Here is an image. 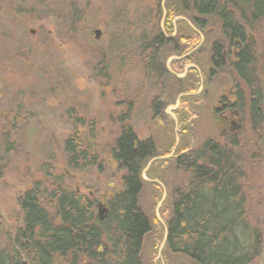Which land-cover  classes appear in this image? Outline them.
Returning a JSON list of instances; mask_svg holds the SVG:
<instances>
[{"label":"rangeland","instance_id":"374dc122","mask_svg":"<svg viewBox=\"0 0 264 264\" xmlns=\"http://www.w3.org/2000/svg\"><path fill=\"white\" fill-rule=\"evenodd\" d=\"M60 1L72 18L74 12L79 16L67 29L37 21L36 7L29 10L35 0H0V241L7 237V228L14 232L21 223L19 195L36 181L53 180L55 174L70 190L95 201L99 215V204L106 206L121 176L110 148L125 123L139 138L150 137L161 145L172 137L190 146L207 138L237 143L236 149L248 159L242 180L248 214L264 229V154L257 151L264 145V106L262 120L254 127L244 83L232 69H214L211 44L222 38L218 20L199 17L206 21L203 40L198 35V41L189 44L193 30L179 22V15L171 18L172 29L165 25L167 0ZM236 17L264 90V20L251 26ZM158 25L174 40L176 50H183L180 55L164 46L154 55L148 47ZM236 39L225 43L227 66L236 59ZM184 54L191 60L182 58L176 69L169 62L177 74L187 70L178 77L168 70L167 60ZM152 58L180 85L152 68ZM193 66L197 78L188 76ZM236 89L244 92L245 102L229 107L238 109V116L227 111L224 118L222 102L233 103ZM229 119H237L238 128H231ZM67 137H75L87 153L77 166L68 162L64 151ZM172 150L158 156L173 155ZM92 156L94 163L86 162ZM148 168L143 171L146 180ZM153 194L145 186L141 202L148 201L156 216L160 200L154 201ZM154 231L145 238L142 252H155L156 246L159 252L161 237L156 240Z\"/></svg>","mask_w":264,"mask_h":264},{"label":"trees","instance_id":"16d2710c","mask_svg":"<svg viewBox=\"0 0 264 264\" xmlns=\"http://www.w3.org/2000/svg\"><path fill=\"white\" fill-rule=\"evenodd\" d=\"M35 1L36 5L29 10L35 11L36 7L39 16L35 15V19L44 26L63 25L67 29L71 27V19L79 17L74 12L72 18L60 0ZM157 7L159 15L162 14L160 5ZM165 7V25L169 29H172L170 20L176 15H183V18H178L180 23L188 24L184 17L187 16L202 30L206 21L199 20V17L217 19L222 38L211 44L214 69H232L248 93L255 94L258 82L250 51L244 50L239 59L228 66L222 55L226 42L244 38L243 24L236 16L251 26L264 20V0H167ZM192 34L195 38L188 39L189 44L198 41L199 34L194 30ZM173 41L158 25L148 47L154 55L161 46L172 47V53L180 55L183 50H176L177 45ZM182 58L172 59L173 68L175 64L191 60L190 55ZM149 65L180 85L179 79L164 67L160 70L161 64L155 63L153 58ZM191 74L197 78L194 66L188 70V76ZM259 93H256L257 100ZM257 100L250 103L254 127L262 120ZM236 146L238 144L232 141L212 138L190 146L188 143H175L173 137L161 145L150 137L139 138L130 125L122 124L110 148L121 176L115 191L106 201L103 217L96 213L95 201L70 190L66 183L57 180V174L53 180L36 181L18 197L21 223L14 232L7 228V237L0 241V264L264 262V229L249 217L242 183L243 166L248 159L243 158ZM171 150V157L157 159L149 165L146 177L150 180H146L143 170L149 160ZM64 151L68 162L75 166L87 155L75 137L65 139ZM257 151L264 154V145ZM94 160L92 156L86 162L92 164ZM147 185L152 188L156 202L161 199L165 188L166 196L158 208L162 221L153 214L148 201L141 202ZM153 230L156 240L161 237L162 241L166 234L165 243L159 252L157 246L155 252H142L145 238Z\"/></svg>","mask_w":264,"mask_h":264},{"label":"flooded vegetation","instance_id":"af4514ba","mask_svg":"<svg viewBox=\"0 0 264 264\" xmlns=\"http://www.w3.org/2000/svg\"><path fill=\"white\" fill-rule=\"evenodd\" d=\"M179 17H181V16H179ZM181 18H183V17H181ZM186 20V19H185ZM188 21V24H189V27L190 28H192V30H194L196 33H198L199 34V36H203V34H202V29H200L199 27H197V26H195V25H193L189 20H187ZM246 37H245V32H244V38H237L236 40V42H235V45L239 48V50L236 52V53H234L235 54V56H236V59H235V61H237L238 59H239V57H240V55H241V53L244 51V50H249L248 49V45L247 44H245V39ZM250 40H252L251 38H249ZM242 46V47H241ZM223 56V55H222ZM184 57V56H183ZM182 58V57H181ZM234 61V62H235ZM233 62V63H234ZM232 64V63H231ZM258 89L256 90V92H255V94H250L249 93V106H250V103H251V101H253V100H257V96L258 95H256V93L259 91L260 93V96H259V100H257V109L258 110H261V112H262V107L264 106V90L262 89V87H261V85H258V87H257ZM184 95H186L185 93H183ZM182 94V95H183ZM244 97H245V95H244V92L241 90V89H236V93H235V100H234V102L233 103H228V102H222V106L221 107H223V109H221V111H220V115H222L224 118H228V116H229V114H227V111L230 113V114H232V115H234V116H238V114H239V110L238 109H236V108H233V109H230L229 107L231 106H238L239 105V103H241V105H243L244 104V102H245V100H244ZM218 109H220V108H218ZM226 113V114H225ZM229 122H230V127L231 128H238V120L237 119H229ZM238 123V124H237Z\"/></svg>","mask_w":264,"mask_h":264},{"label":"water","instance_id":"95a60500","mask_svg":"<svg viewBox=\"0 0 264 264\" xmlns=\"http://www.w3.org/2000/svg\"><path fill=\"white\" fill-rule=\"evenodd\" d=\"M164 1H165V0H162V4L164 3ZM164 14H165V10H164V8H163V17H162V21H163V18H164ZM177 18H181V17H177ZM189 24H190V23H189ZM94 32H95L96 35H98V34L100 33V30H99V29H96V30H94ZM202 40H203V36L201 35V36H200V42H201ZM188 53H189V52H187L186 54H188ZM186 54H184V55H186ZM184 55H183V56H184ZM183 56L172 55V56H170V57L168 58V60H167V67H168V70H170L172 73H174V74L177 75L178 77L183 76V75L185 74V72H186V69L183 71L182 74H177V73H175V72L170 68V66H169V62H170L172 59H178V58H181V57H183ZM189 65L191 66L192 64H189ZM177 101H178V100H177ZM171 155H172V153L169 154V155H167V156H157V157H153V158H151V159L149 160V162L147 163V165H146V167L144 168L143 171H145L153 161H155V160H157V159L167 158V157H169V156H171ZM165 195H166L165 188H163V195H162L160 201H159L158 204H157V208L160 206L161 202L164 200ZM99 210H100L99 216L102 218V217H103V214H101V213H103V212L106 210V208H105L102 204H99ZM156 217H157V219H158L159 221H161V218L159 217L158 212H156ZM165 240H166V234L164 235V237H163V239H162V241H161V243H160L159 251L161 250L162 246L164 245Z\"/></svg>","mask_w":264,"mask_h":264}]
</instances>
